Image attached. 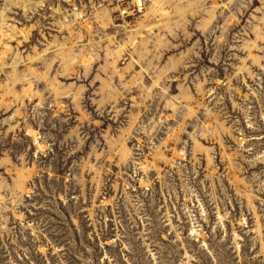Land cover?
Returning a JSON list of instances; mask_svg holds the SVG:
<instances>
[{
    "label": "rangeland",
    "instance_id": "rangeland-1",
    "mask_svg": "<svg viewBox=\"0 0 264 264\" xmlns=\"http://www.w3.org/2000/svg\"><path fill=\"white\" fill-rule=\"evenodd\" d=\"M0 264H264V0H0Z\"/></svg>",
    "mask_w": 264,
    "mask_h": 264
}]
</instances>
